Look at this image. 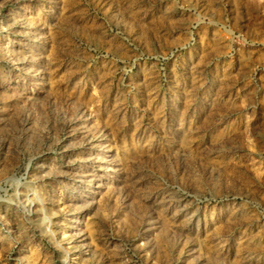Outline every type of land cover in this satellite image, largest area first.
<instances>
[{
	"label": "rangeland",
	"instance_id": "rangeland-1",
	"mask_svg": "<svg viewBox=\"0 0 264 264\" xmlns=\"http://www.w3.org/2000/svg\"><path fill=\"white\" fill-rule=\"evenodd\" d=\"M0 264H264V0H0Z\"/></svg>",
	"mask_w": 264,
	"mask_h": 264
}]
</instances>
